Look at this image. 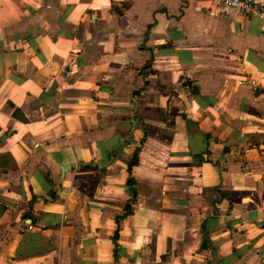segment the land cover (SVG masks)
Listing matches in <instances>:
<instances>
[{
	"label": "crops",
	"instance_id": "1",
	"mask_svg": "<svg viewBox=\"0 0 264 264\" xmlns=\"http://www.w3.org/2000/svg\"><path fill=\"white\" fill-rule=\"evenodd\" d=\"M0 206V264H264L263 21L0 0Z\"/></svg>",
	"mask_w": 264,
	"mask_h": 264
},
{
	"label": "built area",
	"instance_id": "2",
	"mask_svg": "<svg viewBox=\"0 0 264 264\" xmlns=\"http://www.w3.org/2000/svg\"><path fill=\"white\" fill-rule=\"evenodd\" d=\"M217 7L230 9L236 15H250L260 18L264 23V0H212Z\"/></svg>",
	"mask_w": 264,
	"mask_h": 264
},
{
	"label": "trees",
	"instance_id": "3",
	"mask_svg": "<svg viewBox=\"0 0 264 264\" xmlns=\"http://www.w3.org/2000/svg\"><path fill=\"white\" fill-rule=\"evenodd\" d=\"M137 162V150L133 153V156L132 158L130 159L129 163H128V168L131 169L132 165H134L135 163ZM129 183L131 185H133V180H129ZM132 196H133V200L135 199V191L134 189L132 188ZM51 197L53 198L54 197V194L51 195ZM4 207L3 206H0V213L3 211ZM130 211V208L129 206L126 208V212H129Z\"/></svg>",
	"mask_w": 264,
	"mask_h": 264
},
{
	"label": "water",
	"instance_id": "4",
	"mask_svg": "<svg viewBox=\"0 0 264 264\" xmlns=\"http://www.w3.org/2000/svg\"><path fill=\"white\" fill-rule=\"evenodd\" d=\"M69 168H66V167H62L61 170H62V174H64L65 171H67ZM202 233L205 235V238H207V232L205 230H202Z\"/></svg>",
	"mask_w": 264,
	"mask_h": 264
}]
</instances>
